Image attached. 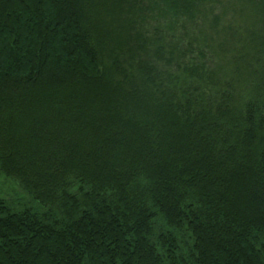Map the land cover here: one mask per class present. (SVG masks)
Returning <instances> with one entry per match:
<instances>
[{"label": "trees", "instance_id": "trees-1", "mask_svg": "<svg viewBox=\"0 0 264 264\" xmlns=\"http://www.w3.org/2000/svg\"><path fill=\"white\" fill-rule=\"evenodd\" d=\"M247 1L238 106L192 97L231 29L220 0H0V173L29 197L0 199V264H264V0Z\"/></svg>", "mask_w": 264, "mask_h": 264}, {"label": "rangeland", "instance_id": "rangeland-1", "mask_svg": "<svg viewBox=\"0 0 264 264\" xmlns=\"http://www.w3.org/2000/svg\"><path fill=\"white\" fill-rule=\"evenodd\" d=\"M220 1L223 4L220 8L225 12L221 16L219 29L226 25L231 26V29L226 30L225 27L224 34H214L212 42H209L211 47L207 43L206 58L211 67L207 71L208 75L195 82L199 90L195 91L192 97L197 100L203 97L204 102L214 105L229 98L230 103L242 106L254 92L251 83L256 77L252 68L257 64L258 54L255 55L256 42H252L250 31L256 26L257 13L252 3L247 0ZM208 20L207 23L211 21ZM167 71L172 72V69L168 68ZM180 73L187 75L183 70H180ZM207 82H212L213 85H208ZM259 93L262 95L259 104L264 107V91ZM28 198L15 180L6 178L0 173L1 200L16 205L28 201Z\"/></svg>", "mask_w": 264, "mask_h": 264}]
</instances>
